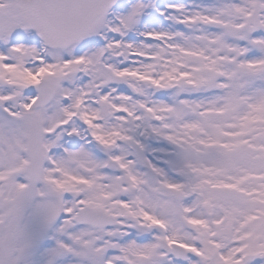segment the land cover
Segmentation results:
<instances>
[{
  "label": "snow or ice",
  "instance_id": "snow-or-ice-1",
  "mask_svg": "<svg viewBox=\"0 0 264 264\" xmlns=\"http://www.w3.org/2000/svg\"><path fill=\"white\" fill-rule=\"evenodd\" d=\"M0 264H264V0H0Z\"/></svg>",
  "mask_w": 264,
  "mask_h": 264
}]
</instances>
